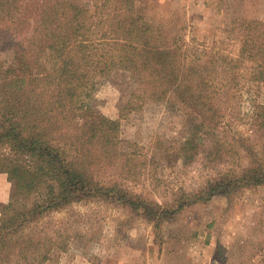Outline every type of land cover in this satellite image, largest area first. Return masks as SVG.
I'll use <instances>...</instances> for the list:
<instances>
[{
  "label": "trees",
  "instance_id": "1",
  "mask_svg": "<svg viewBox=\"0 0 264 264\" xmlns=\"http://www.w3.org/2000/svg\"><path fill=\"white\" fill-rule=\"evenodd\" d=\"M149 1L0 0V20L11 26L0 53L12 49L16 60L6 66L0 57V174L11 184L0 264H57L86 236L81 218L59 227L52 219L77 205L130 207L158 235L189 205L264 186V102L247 113L244 131L231 122L241 81L264 82V21L244 19L237 51L216 50L189 38L180 8L149 18L139 9ZM114 70L134 82L121 117L150 103L187 109L183 163L202 156L215 168L199 189L158 200L131 187L145 161L122 150L121 117L79 102L94 74Z\"/></svg>",
  "mask_w": 264,
  "mask_h": 264
},
{
  "label": "rangeland",
  "instance_id": "2",
  "mask_svg": "<svg viewBox=\"0 0 264 264\" xmlns=\"http://www.w3.org/2000/svg\"><path fill=\"white\" fill-rule=\"evenodd\" d=\"M86 1L82 0L83 5ZM176 8L186 17L189 38L216 50L237 51L244 19L264 21V0H150L139 6L141 12L157 20L168 18ZM10 31L9 23L0 20V41L10 37ZM0 57L6 66L16 61L9 48L3 49ZM241 84L239 114H234L231 122L236 130L244 131L247 113L264 102V82L242 80ZM133 88L127 72L94 74L79 102L120 118ZM120 120L122 150L145 161L143 173L129 180L131 187L164 200L179 188L199 189L214 173V166L206 165L202 156L192 164L183 163L179 146L192 125L184 107L150 103ZM6 176L0 174L3 187L10 184ZM2 196L0 213L6 198ZM75 218L82 219L79 229L86 237L71 240L57 264H264V186L189 205L173 214L158 235L130 207L102 203L71 207L55 214L52 222L59 227L61 221L72 223Z\"/></svg>",
  "mask_w": 264,
  "mask_h": 264
},
{
  "label": "crops",
  "instance_id": "3",
  "mask_svg": "<svg viewBox=\"0 0 264 264\" xmlns=\"http://www.w3.org/2000/svg\"><path fill=\"white\" fill-rule=\"evenodd\" d=\"M1 174H3V173H1ZM7 181H8V179H7ZM3 185H5V184H0V194H1V197H3L2 195H6V198H4V203H6L9 199V196H10L11 184H7L6 187H3Z\"/></svg>",
  "mask_w": 264,
  "mask_h": 264
}]
</instances>
